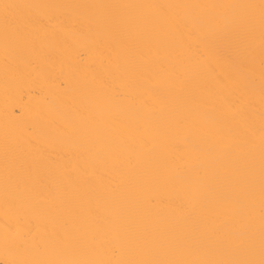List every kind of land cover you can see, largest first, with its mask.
I'll return each mask as SVG.
<instances>
[{"label": "bare ground", "instance_id": "obj_1", "mask_svg": "<svg viewBox=\"0 0 264 264\" xmlns=\"http://www.w3.org/2000/svg\"><path fill=\"white\" fill-rule=\"evenodd\" d=\"M261 12L0 0V264L259 260Z\"/></svg>", "mask_w": 264, "mask_h": 264}, {"label": "snow or ice", "instance_id": "obj_2", "mask_svg": "<svg viewBox=\"0 0 264 264\" xmlns=\"http://www.w3.org/2000/svg\"><path fill=\"white\" fill-rule=\"evenodd\" d=\"M5 9L12 7H20L19 5L3 4ZM261 26H262V42H264V0H261ZM7 19V17H6ZM261 144L264 147V123L261 126ZM22 264H103V262L80 261V260H59V261H24ZM116 264H264V186H262V243L261 258L242 259V260H216V261H165V260H140V261H117Z\"/></svg>", "mask_w": 264, "mask_h": 264}]
</instances>
